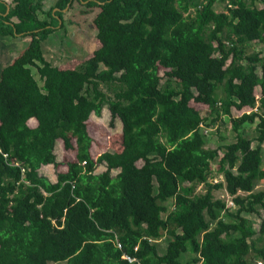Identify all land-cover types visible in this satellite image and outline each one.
<instances>
[{
	"label": "trees",
	"instance_id": "16d2710c",
	"mask_svg": "<svg viewBox=\"0 0 264 264\" xmlns=\"http://www.w3.org/2000/svg\"><path fill=\"white\" fill-rule=\"evenodd\" d=\"M76 1L98 8L100 45L62 68L42 42ZM6 13L0 0V33L31 40L0 71V264H264V0H12ZM106 105L123 149L94 158L88 120ZM226 116L236 139L207 147ZM59 139L76 161L52 182L40 168L59 164Z\"/></svg>",
	"mask_w": 264,
	"mask_h": 264
},
{
	"label": "rangeland",
	"instance_id": "374dc122",
	"mask_svg": "<svg viewBox=\"0 0 264 264\" xmlns=\"http://www.w3.org/2000/svg\"><path fill=\"white\" fill-rule=\"evenodd\" d=\"M42 1L46 11H48V9L55 3V0ZM257 4L260 7L263 6L261 1H259ZM85 9H88V7H86L84 3L82 4L78 1L75 2V5L71 10H69V8L65 9V12L67 11V15L65 16V26H59L56 31L50 34L48 39L42 42L44 56L48 61L62 68H73L84 60L90 58L94 54V51L99 47L100 41L97 37V29L93 24V17L98 11V8H90L87 11H83ZM217 9H221V7H217ZM47 15V13L41 12V17H47ZM10 36L14 35H3L0 33V54H2V57L0 58V66L11 63L12 56L18 51V47L14 51L15 47L12 45V38ZM27 38L31 39L29 35H22V39ZM252 46L254 51L260 52L261 55L264 56V43L255 41L252 43ZM19 54L21 53L19 52ZM33 69L36 77L39 79L36 68ZM165 71L166 68H160L161 75H163ZM258 72L261 74L260 68L258 69ZM39 81L40 84L43 83L40 79ZM103 89L106 90L107 86L103 85ZM255 92L257 96L260 97L261 87H256ZM192 105L200 108L204 116L207 114L211 117L213 116L209 113L210 109L208 106L195 101H192ZM242 114L243 113H241V111L233 109L232 116L238 117ZM29 123L32 128H35L34 126L38 125V121L36 119H31ZM201 125L203 126L205 124L202 123ZM88 126L89 131L94 138L91 149L94 158L99 157L101 153L108 150L121 151L123 149L122 122L119 118L112 117L108 105L104 107L100 116L96 115L95 113L91 115L88 120ZM204 132L207 137V147L216 146L221 142H231L236 139L232 129V122L227 116L222 120L219 119L215 126L209 128L208 130H204ZM247 133L248 136L252 138H255L258 134L254 125L247 127ZM221 137H225V139L221 140ZM255 144L256 140L254 142V145ZM55 152L57 154L59 164H47L40 168V173L47 176L52 182L57 181V173L59 171L68 170V162L76 161V150L66 149L64 142L61 139H59L57 142ZM220 155L222 156L223 152H221ZM220 157L217 160H219ZM217 160L212 163L213 169H218ZM105 170L106 166L101 164L97 167L96 172L100 173ZM118 171L119 170L114 169L113 174H116ZM218 180H221V176L215 178V181ZM202 187L203 185H199L197 187V191H201ZM215 193L217 196L225 198L227 202L229 199L233 198L232 196L227 195L224 190H218ZM227 207H230V205H227ZM233 209H236V205L232 206V210L229 209L230 212L235 211ZM245 214L252 218L255 227L259 228L261 216L255 213ZM168 239L169 236L167 233H164V236L156 241L159 244V250L161 253L167 247V243L169 241ZM190 256L191 255L188 254L186 258H189Z\"/></svg>",
	"mask_w": 264,
	"mask_h": 264
},
{
	"label": "crops",
	"instance_id": "0c3cea01",
	"mask_svg": "<svg viewBox=\"0 0 264 264\" xmlns=\"http://www.w3.org/2000/svg\"><path fill=\"white\" fill-rule=\"evenodd\" d=\"M5 1V4L7 5V13L10 10V7L12 5V0H3ZM56 10V9H54ZM6 13V14H7ZM17 18H13L14 21H16ZM12 38V45H14L15 49L14 51L17 49L18 47V51L16 52V54H14L11 58V62H13L29 44L30 40L29 38L27 39H22V34L16 35V36H10ZM2 57V54H0V58ZM2 66H0V71H1ZM47 165V164H46ZM44 166V165H43Z\"/></svg>",
	"mask_w": 264,
	"mask_h": 264
},
{
	"label": "built area",
	"instance_id": "2783aa9c",
	"mask_svg": "<svg viewBox=\"0 0 264 264\" xmlns=\"http://www.w3.org/2000/svg\"><path fill=\"white\" fill-rule=\"evenodd\" d=\"M231 204H234V205H231ZM227 205H230V207L235 206V202H234L233 198L228 200V204ZM117 244H118L119 247H121V244L118 241H117ZM123 257L126 258L130 262L136 261V258L133 257L132 255H129V254H124Z\"/></svg>",
	"mask_w": 264,
	"mask_h": 264
},
{
	"label": "clouds",
	"instance_id": "9594fccd",
	"mask_svg": "<svg viewBox=\"0 0 264 264\" xmlns=\"http://www.w3.org/2000/svg\"><path fill=\"white\" fill-rule=\"evenodd\" d=\"M258 97V96H257Z\"/></svg>",
	"mask_w": 264,
	"mask_h": 264
}]
</instances>
